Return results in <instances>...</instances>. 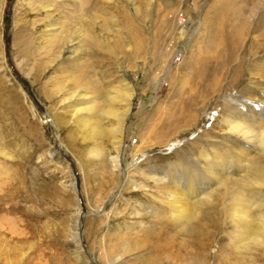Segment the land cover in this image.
<instances>
[{"label":"rangeland","instance_id":"1","mask_svg":"<svg viewBox=\"0 0 264 264\" xmlns=\"http://www.w3.org/2000/svg\"><path fill=\"white\" fill-rule=\"evenodd\" d=\"M124 82L114 170L100 116ZM237 114L264 128V0H0V264H264L263 224L232 216L242 198L264 218V144ZM241 151L222 176L203 158ZM176 182L188 210L163 200Z\"/></svg>","mask_w":264,"mask_h":264},{"label":"bare ground","instance_id":"2","mask_svg":"<svg viewBox=\"0 0 264 264\" xmlns=\"http://www.w3.org/2000/svg\"><path fill=\"white\" fill-rule=\"evenodd\" d=\"M260 6H262V5H260ZM244 7L247 8L246 5H244ZM251 12H252V14H250L249 19H247V21L249 23L253 22L254 17L259 12V10L255 9V7H254ZM245 20L243 18L242 22L245 23ZM113 91L114 92L116 91L115 88H114ZM119 92L120 93L116 92L118 96L117 95H109V100L108 101H109V103L111 105H115V106L118 104V102H120V104H122V103L125 104L123 110L119 111V110H116V109L109 108L107 111L101 113V116H100L102 121L104 120V118H111L112 120L114 119L115 120L114 122H117V125H118V127L114 128V129L112 128L107 133V134L110 135V138L113 141V146H114V149L116 150V154H117L115 157L111 158V164H112V168L114 170L115 169L118 170V168H119L118 167V164H120L119 163L120 162L119 161V159H120L119 158V153H120L121 137H122V133H123V129H124V120L127 117V114L129 112V109H130V104H131V101H132V98H133L131 86H129L125 82H124V85L122 87V91H119ZM75 95L76 94L69 95V97H66L64 102L66 103V102H69V101L75 99L74 98ZM93 110L94 109H92L91 107L86 106V107H84L82 109H78V110L74 111V117H78L79 118V122L83 125L84 131L86 130V128L91 126V123H89L87 121V119L84 118L83 116L81 117L80 113L81 112L92 113ZM100 112H101V110H100ZM238 120H241V115L240 114L235 115V117H233V121L229 123V124H232V125H230L232 132H238V134L240 133L248 142L254 143V144L257 141V138L261 137V141L264 144V128L262 130L258 129V133L259 134H255L254 133V128L252 126L245 127L240 122H238ZM246 154H247V151L246 152L241 151L240 154H232V153L228 152V154H226L224 156V158H223V157H220L217 152H214L212 155L204 153L203 154V158L206 159L207 161L211 162L212 169H215V164H217V162H219L218 165H217V168H219V169L217 171H218V173H220V176H222L221 174L223 172H225L226 170L229 171L231 165L233 167H235V166L239 167L241 162H243V159L240 157V155L245 157ZM207 177H210L209 179L212 180V182H213L215 180L214 177H216V176L213 174V172H211V173L208 172L205 178H207ZM174 179H177V178L174 177ZM217 181H218V179H217ZM217 181H214V182H217ZM176 183L177 184H174V187H172L171 185L164 186L163 189H164L165 192L163 193V197H164L163 200H165L167 202V205L172 210H176V211H181L182 209L188 210V207L190 205V202H189L190 198L196 193V190L194 189V187H190L189 185L185 186L184 182H181V183L180 182H176ZM202 193H204V192H202ZM241 199L242 198H240V200L236 203L237 207L232 208L233 209L232 216L237 215L238 218H241L242 220H244L247 223V225H248L247 228H248L249 233H252V230L250 228L251 224H254L255 227L258 228V226L255 224V222H258V221L261 222V224H263V225L260 226V229L264 231V218H263V215L262 214H258L257 212H252V210H255L253 207H257V203L254 202V203L251 204L250 203L251 199L250 200H247V199H242L241 200ZM260 200H261V198H260ZM252 201H253V199H252ZM262 202H263V200H262ZM257 208H258V210L260 209L259 207H257Z\"/></svg>","mask_w":264,"mask_h":264}]
</instances>
